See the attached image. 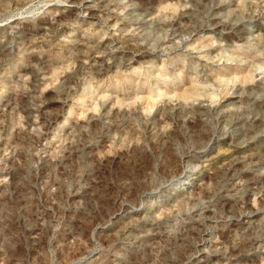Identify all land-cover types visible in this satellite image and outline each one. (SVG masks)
<instances>
[{"label": "rangeland", "instance_id": "1", "mask_svg": "<svg viewBox=\"0 0 264 264\" xmlns=\"http://www.w3.org/2000/svg\"><path fill=\"white\" fill-rule=\"evenodd\" d=\"M201 263L264 264V0H0V264Z\"/></svg>", "mask_w": 264, "mask_h": 264}, {"label": "bare ground", "instance_id": "2", "mask_svg": "<svg viewBox=\"0 0 264 264\" xmlns=\"http://www.w3.org/2000/svg\"><path fill=\"white\" fill-rule=\"evenodd\" d=\"M83 5H87V3H84L83 2ZM85 8L88 10V9H90L91 7L88 5V6H85ZM207 152L208 151H203V152H201V155L199 156L200 158H205V161H209V158H208V156H209V154L207 155ZM213 159V158H212ZM199 166V165H198ZM200 167V166H199ZM197 168V166H195V167H193L190 171H189V173H187L186 175H183V176H181V177H178V179H175V180H173L172 181V183H171V185L170 186H174V187H177L175 190H181V188H186V187H190L191 186V184L192 183H194V181H196L197 179H198V174H199V172L200 171H198V169H196ZM154 195V194H153ZM140 212V211H139ZM137 213V212H136ZM132 214V213H131ZM143 217H145V216H143ZM153 217V216H152ZM207 239V238H206ZM205 240V239H204ZM201 244V243H200ZM210 246V245H209ZM208 247V246H207ZM211 247H212V245H211ZM210 249V248H209ZM214 250V249H213ZM200 252H201V257H205L206 258V256H205V251H204V248H202L201 250H200ZM216 252V251H215ZM198 253V252H197ZM216 255V254H215ZM209 256V255H208ZM202 258V259H203ZM201 259L200 260V262H203V261H207L206 259ZM202 264V263H201Z\"/></svg>", "mask_w": 264, "mask_h": 264}]
</instances>
